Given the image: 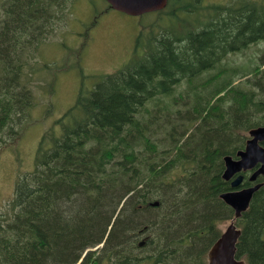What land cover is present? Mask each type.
<instances>
[{"label": "trees", "instance_id": "trees-1", "mask_svg": "<svg viewBox=\"0 0 264 264\" xmlns=\"http://www.w3.org/2000/svg\"><path fill=\"white\" fill-rule=\"evenodd\" d=\"M68 1L0 0V145L35 104L33 50ZM152 15L133 60L80 83L41 135L0 206V264H207L234 217L223 157L264 124V0H167ZM260 43L246 64H221ZM234 222L236 256L264 264V184Z\"/></svg>", "mask_w": 264, "mask_h": 264}, {"label": "rangeland", "instance_id": "rangeland-1", "mask_svg": "<svg viewBox=\"0 0 264 264\" xmlns=\"http://www.w3.org/2000/svg\"><path fill=\"white\" fill-rule=\"evenodd\" d=\"M220 1L205 0V3ZM65 10L53 33L33 50L36 65L31 86L35 104L17 138L6 136L7 143L0 145V206L12 197L17 178L33 167L41 135L54 128L55 121L72 105L79 84L91 87L96 76L112 73L127 64L135 56L133 47L138 30L145 31L141 26L154 19V15L147 16L149 13L131 16L114 10L105 0H69ZM261 47L262 43L231 53L221 64L244 65L259 54ZM177 106L184 108L183 103ZM229 223L230 220L222 222L220 228Z\"/></svg>", "mask_w": 264, "mask_h": 264}, {"label": "water", "instance_id": "water-1", "mask_svg": "<svg viewBox=\"0 0 264 264\" xmlns=\"http://www.w3.org/2000/svg\"><path fill=\"white\" fill-rule=\"evenodd\" d=\"M112 9L126 13L128 15H141L143 13L157 11L162 9L167 0H106ZM250 138L246 140L244 149L237 151L236 157L230 155L224 156V171L222 178L229 180L232 176L240 171L252 169L257 164L258 168L253 171L249 180L253 181L259 174H264V147L260 145L264 141V126H258L249 130ZM241 174L231 180L230 186L233 190L220 194L221 199L229 205L234 216L239 217L241 212L245 211L249 206L252 194L262 185L256 183L253 186L242 189L237 188L242 180ZM157 205V201L152 203ZM240 231L236 229L233 222L225 227L220 236L213 242L207 251V264H245L238 259L236 251V241Z\"/></svg>", "mask_w": 264, "mask_h": 264}, {"label": "bare ground", "instance_id": "bare-ground-1", "mask_svg": "<svg viewBox=\"0 0 264 264\" xmlns=\"http://www.w3.org/2000/svg\"><path fill=\"white\" fill-rule=\"evenodd\" d=\"M209 131V130H208ZM204 136V135H203ZM253 195V194H252ZM252 197V196H251ZM221 198V197H220ZM244 212V211H243ZM241 214H242V212H241ZM241 214H240V216H241ZM239 216V217H240ZM143 244V241H141V242H139V245H142Z\"/></svg>", "mask_w": 264, "mask_h": 264}]
</instances>
